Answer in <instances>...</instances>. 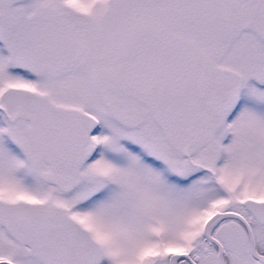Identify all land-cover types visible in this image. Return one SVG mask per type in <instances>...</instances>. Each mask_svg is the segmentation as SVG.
Returning a JSON list of instances; mask_svg holds the SVG:
<instances>
[{
    "label": "snow or ice",
    "instance_id": "6c2138e0",
    "mask_svg": "<svg viewBox=\"0 0 264 264\" xmlns=\"http://www.w3.org/2000/svg\"><path fill=\"white\" fill-rule=\"evenodd\" d=\"M0 264H264V0H0Z\"/></svg>",
    "mask_w": 264,
    "mask_h": 264
}]
</instances>
